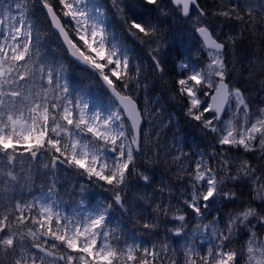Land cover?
<instances>
[{"label":"snow or ice","instance_id":"1","mask_svg":"<svg viewBox=\"0 0 264 264\" xmlns=\"http://www.w3.org/2000/svg\"><path fill=\"white\" fill-rule=\"evenodd\" d=\"M40 16L67 64L43 42ZM110 17L148 46L149 75L166 74L170 41L175 45L174 91L184 116L218 145L210 156L198 151L194 167L185 160L197 153L173 152L159 131L145 132L156 109L136 101L148 88L143 60ZM212 17L233 31L219 30ZM170 20L183 26L166 28ZM260 28L264 0H227L211 14L199 0H0V264H264V100L254 101L237 82L244 71L248 83L264 77V58L238 50L244 32ZM200 57L207 58L202 67ZM180 131L173 133L177 144ZM162 148L186 186L175 203L170 185L153 187ZM131 177L152 194L138 188L129 196ZM73 180L81 199L73 214L62 215L60 189ZM93 186L109 195L89 208ZM238 188L249 190L247 198ZM115 212L156 237L163 229V239L137 243ZM240 237L247 239L237 249Z\"/></svg>","mask_w":264,"mask_h":264},{"label":"trees","instance_id":"2","mask_svg":"<svg viewBox=\"0 0 264 264\" xmlns=\"http://www.w3.org/2000/svg\"><path fill=\"white\" fill-rule=\"evenodd\" d=\"M54 6L58 4V0H52ZM202 6L211 14L215 10L217 4L222 2H227V0H199ZM126 3H139V0H126ZM59 12V8H57ZM127 14V10H126ZM130 15V14H128ZM40 19V27L42 28V39L43 42L48 45L53 54L56 56L57 60H63L67 64L68 58L65 56L63 50L57 47V44L60 41L56 38V36L52 35L51 30L43 31L46 28V21L43 16L39 17ZM113 26L116 29L118 35L123 36L129 48L134 50V55L139 59L143 60V66L145 69V81L148 84L147 90L141 89L138 91L136 95V101L138 106L143 109L146 102L149 109H156L153 114V119L155 120L154 126H150L147 122L144 123L143 127H145V132L149 135H153L156 131L160 132V140L163 145H167L172 148V151L175 152L179 149H182L184 152L189 153H197L196 155H191L185 160V164L194 167L195 161L199 159L198 151H206L208 156L212 154L213 148H218V145L215 144V141L212 139V135H205L198 127H194V122H189L187 118L184 116V100L179 97L174 91L175 85L174 81L179 77L176 76L175 72H173L172 64L176 58V50L175 45L170 41V47L167 51V56L165 59L166 66V74L161 77L159 74L155 76L148 74V69L150 68L151 61L148 58V46L140 45L133 37L129 36L125 30V27L119 23L117 17H110ZM218 25V29L224 32H232V29L224 27V22L221 18L212 17ZM235 25L234 31L239 33L240 26L236 25V22H232ZM183 26V21L180 20H170L168 24L165 25L166 28L176 29L178 27ZM258 34H249L248 32H244L243 36L238 41V50L241 55L249 56L253 61L257 59V55L259 54L261 58H264V28H260L257 30ZM196 42L194 40L190 41L189 47H191V55L193 60L197 59L196 56ZM164 54L162 53V56ZM207 62L206 57H200V63L197 64L198 67H202L204 63ZM245 65H247V61H245ZM237 71H243L241 66L237 64ZM257 73L259 72L258 65ZM75 71H79L75 69ZM244 79L241 80L239 76H237V82L240 83V86L248 89V95H250L254 101L264 100V91H259L261 84L260 81L264 80V77L258 76L257 79L253 80L251 83H248V73L244 71ZM94 93H100L103 91V88L100 84L95 85L92 89ZM157 101L159 104L157 105ZM258 105L254 104V107ZM169 115L171 116V122H169ZM167 124L169 128H172V131H168V128H164L163 125ZM175 125V127H173ZM176 127H178L181 131L178 134V139L181 141L180 143H176L173 140V133L176 131ZM200 145V149L197 150L196 145ZM153 147V144L149 145ZM236 153H233L235 155ZM208 156L205 158L207 159ZM249 160H251L254 164L257 163L254 158V154H249L247 156ZM143 157H138L137 163L138 165L142 163ZM167 161V163H166ZM156 174V181L153 187H156L161 182H164L170 185L173 189V199L172 203H175V197H179L181 192L185 191V184L183 181H179L176 178V173L178 171L177 166L172 164L171 156L166 155L163 148L161 149L159 156V164L152 169ZM81 182L86 183L81 179ZM40 181H37L39 184ZM76 183L75 180L71 181L66 185V187L60 189V197L63 200V205L61 206L67 209V211L71 212L74 208H77L81 195L79 193L78 186L74 189L73 185ZM139 188L140 193H147L149 195L152 194L153 188H140L135 177L130 178V191L129 196L136 193ZM237 191H243L245 193V198H247L248 189H236ZM89 194L92 197V202L88 205L89 208L94 206L97 201L103 200L104 197L109 194L103 192L98 187H91L89 189ZM165 202L168 199V193L166 192L162 197ZM87 204V200L85 201ZM231 205L228 207L221 206L220 211L222 213H227L231 210ZM215 215V213H213ZM113 217L119 218L121 220V227L124 229L126 235L128 237H132L135 234L134 239L137 243H142L145 246H149L151 244H159V241L163 239L164 230L161 229V235L156 237L143 229H139L138 226H135L133 223L129 222L127 216L121 218L119 212L113 213ZM211 219V217H209ZM207 222V221H205ZM247 238L240 237L238 241H234V246L237 249L243 247L244 242ZM131 243L132 240L130 239ZM174 247L179 250L180 245H174ZM241 264H243V260H241Z\"/></svg>","mask_w":264,"mask_h":264},{"label":"rangeland","instance_id":"3","mask_svg":"<svg viewBox=\"0 0 264 264\" xmlns=\"http://www.w3.org/2000/svg\"><path fill=\"white\" fill-rule=\"evenodd\" d=\"M144 130H145V127H144ZM74 209H76V208H74ZM74 209H73V210H74ZM60 210H61V214H62V215L64 214L65 211H67V209H65L64 207H62ZM73 210H72L71 212L67 211L68 214H70V215L73 214ZM79 211H80L81 213H83V214H86V211H85V209H83V208L79 209Z\"/></svg>","mask_w":264,"mask_h":264}]
</instances>
